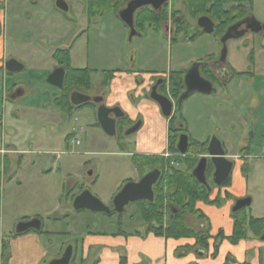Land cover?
<instances>
[{
    "label": "rangeland",
    "instance_id": "374dc122",
    "mask_svg": "<svg viewBox=\"0 0 264 264\" xmlns=\"http://www.w3.org/2000/svg\"><path fill=\"white\" fill-rule=\"evenodd\" d=\"M35 1V11L31 9L29 0L0 1V35H4V57L24 67L13 78L19 79L27 90L26 95L16 101L6 99L5 112L8 105H12L20 116L15 121L6 112L0 132L6 144L16 142L18 150L34 152L26 156L21 166L17 164V157L7 156L9 170L1 176L0 248L3 240L9 244L12 257L10 264H31L33 261L37 252V245L32 239L35 233H15L18 224L32 220L42 222L44 231L55 233L67 230V233L72 234V239L92 231L115 233L121 229L126 234L146 231V225L134 205L127 206L121 217L107 218L103 214L89 211L74 212L69 207L70 200L81 190H88L104 206L110 207L112 199L126 183L139 181L131 158L153 153L155 149L165 151L166 120L157 109L155 111L156 104L146 97L145 87H140L138 82H147L158 75L185 72L197 63V59L204 60L208 58L206 55L215 50L218 57L220 52L218 39L214 35L201 33L196 39L189 40L196 21H191L186 12L182 13L192 23V27L170 40L163 31L154 32L147 27L142 36L130 37L129 30L122 25L115 12L107 10L102 19L91 24L89 34L84 32L72 45L70 66L96 71L91 75L90 90L83 91L82 95L94 98L108 91L105 107L119 108L124 113L125 119L118 123L116 135L108 137L98 124V107L95 104L72 106L68 111L63 101L59 100L60 103L55 104L61 92L46 84L45 79L52 67L56 66L50 59V53L58 46H67L72 37L67 40V21L62 18H68L69 14L55 11L51 7L52 0ZM182 6L179 2L175 8L182 10ZM53 11L56 15L51 14ZM250 11L251 17L264 25V0H252ZM51 15H55L58 22L49 25ZM32 27L35 35L32 34ZM85 29L83 19L76 27V32L79 34ZM42 31L44 38L37 34ZM258 40L257 35L248 33L244 38L226 44V64L230 70L236 74L254 73V86L244 78L246 75L234 74L232 80L233 83L238 82V78L243 77V85L238 88L236 95L244 92L246 100L237 98L232 106H228L222 101L226 89L215 85L216 93H193L182 102V109L186 111L184 127L189 137L197 143H206L213 138L221 143L228 140L230 148L227 153L238 157L246 144L243 128L249 131L250 121L257 118L260 127L254 130L251 156H264V74H261L264 71H258L249 59L253 54L256 61L264 62V54L253 53L259 47L252 43ZM35 44L42 48L48 44L45 56L36 57ZM104 70H128L133 76L120 78L114 90H110L107 86H100ZM21 107L26 109L21 110ZM4 108L0 102V116ZM138 122H141L139 130L126 136L125 132ZM233 125L235 129L232 130ZM66 135L72 136V141L67 142V148L64 146ZM74 141H78L79 145ZM57 150L61 153L67 151V155H59L57 160L50 154L42 155ZM238 163H234L230 175L231 184L227 186L232 188V194H226L222 202L228 205L249 198L252 204L243 210L244 214L254 218L264 217V160L249 158L246 161L241 159ZM63 184V198L67 197L69 214L67 225H56L54 229H49V221L61 212L62 204L58 205V197L62 193L60 186ZM73 187L75 190L71 194ZM187 217L190 218L189 225L197 229L195 217ZM206 224L210 229L209 219ZM260 239L263 240V237ZM39 240L44 253L46 251L40 262L44 264L52 252L49 241L54 239L42 236ZM67 245H71L68 238ZM76 263L80 264L78 258ZM87 263L93 264V261ZM0 264L8 262L0 259Z\"/></svg>",
    "mask_w": 264,
    "mask_h": 264
},
{
    "label": "trees",
    "instance_id": "16d2710c",
    "mask_svg": "<svg viewBox=\"0 0 264 264\" xmlns=\"http://www.w3.org/2000/svg\"><path fill=\"white\" fill-rule=\"evenodd\" d=\"M96 2H100V6H96ZM179 2L182 3V10L176 9L175 5ZM252 0H174V3L169 6V11L154 12L150 8H144L139 11L135 17L136 27L143 29L147 26L154 32L160 31V26L163 21H171V25L176 33L187 32L192 24L187 21V17L182 12L190 17L191 21H197L200 17H208L214 24V31L212 35L218 39L219 48L221 50L220 38L224 35L226 30L236 24L237 22L251 17ZM124 6L123 0H90L89 7L92 11L96 8L106 12L107 10H113L117 13ZM186 15V16H187ZM202 30L195 26L194 37L200 35ZM257 46V45H256ZM253 53H256L255 50ZM54 57L63 63L67 69V51H58ZM59 57L61 59H59ZM253 63L254 56L251 54L249 58ZM218 60V58H216ZM200 75L211 81L217 82L216 77L211 69V60L206 58L199 61ZM71 75L65 78V90L61 96L60 101H67V85L78 86L79 88H90V74L88 70H70ZM239 75H252L254 73H234L233 76ZM110 72H107L103 84L107 85L106 81L110 79ZM169 95L177 104L178 112H181L182 103H178V99L185 91L183 83L182 72H173L170 74V83L168 85ZM57 100V103L59 102ZM69 105V104H68ZM88 105V104H86ZM85 106V105H83ZM72 105H69L71 109ZM173 120L169 124V133H173ZM72 136L67 137V142L71 140ZM174 145V142L169 141V146ZM192 147L196 148V144H192ZM201 151L205 152L204 145H200ZM172 149V148H171ZM241 154L244 156H251L250 146L241 150ZM159 157L151 156H133L131 158L132 165L138 172L143 175L150 170L152 166L156 167V164H161ZM21 159L19 158V163ZM184 164L187 167L185 170H180L171 167L169 170L161 167L162 176L153 188L154 199L152 203L142 202L138 203L137 210L142 222L146 225L145 233H152L157 237H164L166 239L180 240V239H193L196 247H200V250L204 253L208 247L209 237V225L206 224L204 216L196 209L198 203L206 205H213L217 201L210 199V193L199 185L195 179L191 176V170L196 163L195 158H186ZM5 171L8 170V161L4 160ZM229 182L226 184L228 185ZM1 191V183H0ZM75 197V196H74ZM72 197V198H74ZM169 207H174L177 211L176 214H170ZM166 209V211H165ZM167 214L166 224H164V215ZM187 216H194L198 220V228L194 229L189 225ZM232 218V234L229 237H225L221 232L214 238L213 253L211 258H215L218 254L219 246L223 241H228L232 245H236L240 241L248 239H260L264 237V217L253 218L244 214V211L231 214ZM200 222L202 224H200ZM199 226H202L199 227ZM2 260L7 261L10 258L9 244L3 240L2 245ZM190 247L189 249H191ZM187 249V248H186Z\"/></svg>",
    "mask_w": 264,
    "mask_h": 264
},
{
    "label": "crops",
    "instance_id": "0c3cea01",
    "mask_svg": "<svg viewBox=\"0 0 264 264\" xmlns=\"http://www.w3.org/2000/svg\"><path fill=\"white\" fill-rule=\"evenodd\" d=\"M0 1L5 2L6 0H0ZM54 2L55 0H52L51 2L52 3L51 7L53 8H54L53 6ZM49 3L50 2L48 1L47 5H49ZM29 5L31 6V9L33 11L37 10L35 9L37 8V4L35 0H31V1L29 0ZM46 11L49 12L48 10ZM54 13H55L54 11L51 12V14H54ZM55 15H51V22L48 23L49 25H52L58 22V18H56ZM15 17L17 16L15 15ZM62 18L65 19L64 17ZM0 29H1V16H0ZM34 33L35 32L33 31V27H32V34ZM37 34L39 35V37L44 38V31L38 32ZM3 36L0 35V70H1L0 72V98H1L0 102H1V106L4 108V104L6 102V95H8L10 92V86H8L9 87L8 89V87L3 84V79L5 75L4 74L5 71L3 70V65L7 61V59H5L4 57ZM259 41H260V47L258 49L255 48L256 53L264 54V37H261ZM47 45H44L43 48L36 45L35 47L36 57L46 55L45 51L47 50ZM64 45L65 44L58 46V48L54 49V51L55 50L66 51L67 46H64ZM54 51L50 53V59L52 61H53ZM217 53H218L217 50H215L213 51V53L208 54V56L206 55V57H209L210 60L212 61L211 64H213V62H217L216 61V58H218L216 56ZM200 60L202 59H199V60L197 59V61H200ZM251 65L256 67L258 71L260 70H262V72L264 71V62L256 61L255 57ZM21 67H22L21 70H23L24 67L23 66ZM215 69L216 68L214 67L213 70ZM21 70L17 72H20ZM124 71L125 70H119V72H115L114 77L111 80V82L105 86L109 87L110 90H114V87L118 85L120 78L122 77L130 78L131 76H133L132 73L127 74ZM103 72H112V71L104 70ZM231 73L233 72L230 70V67H228V65H225L224 72H222V74L224 76L223 79H225L226 85L222 88L226 89V92L224 93L225 98L224 99L222 98V101L224 102V104L228 106H232L237 100V98L246 100L244 92L243 93L240 92L238 96L236 95V92L239 91L238 88L243 85V81H244L242 79L243 77L238 78V82L233 83L232 81L233 77L231 76ZM261 74H264V73H261ZM244 78L248 79V81L253 86L255 85L253 75H246V77ZM141 87H143V85ZM19 89H21V93L17 98H22L26 95L27 90L25 92L22 88H19ZM108 93H109L108 91H105V95L103 99L104 102L106 101V97L108 96ZM213 93H216V92H212L211 94ZM59 98H61V96ZM59 98L57 100H59ZM57 100L55 101V104H57ZM62 101L67 106V101L66 100H62ZM8 106L9 108L6 111L8 115L9 116L12 115L15 121L19 119L20 115L18 114L19 113L18 110L12 108L13 107L12 105H8ZM111 106L112 105H110V107ZM155 107H156L155 111L156 109L158 110V107L157 106ZM24 108L25 107H21L20 109L23 110ZM30 109H33V107H31ZM6 112L4 108L2 111V116H0V130L4 126V119L6 118ZM185 115H186V111L184 112V109H183V116ZM256 120L257 118H254L250 121L249 131L248 129L243 128L244 139L246 140V144L244 148H246L247 146H250L251 154L253 153L252 149L254 148V145H253L254 135H255L254 130L255 128L260 127V125L258 124ZM230 123L232 124L233 122L230 121ZM253 126H254V129H253ZM233 129H235L234 125L232 127V130ZM166 131H167V126H166ZM66 137L67 135L64 138V146L67 148L66 141H65L67 140ZM3 138H4L3 134L0 132V139H1L0 157H3V154H5V152H8L7 146L9 144H6ZM71 141H72V138H71ZM193 141L196 142V140H193ZM15 144L17 143L15 142ZM221 144L223 145V148L225 150L226 157L233 160V162L237 165L239 164L238 161H240L241 159L247 160L249 158H252L254 160H264V156L262 157L247 156L246 157L243 154H241V151H240V156L238 157L236 155L231 156L227 153L228 148H230L229 141L228 140L224 141V143L222 142ZM240 144L243 145V143H240ZM161 152L163 151H158V149H155L153 153H148V154H159ZM50 155L52 157H55V160H57L59 155H67V151H64L63 153H61L57 150V151L52 152V154ZM14 157L20 158L21 164L23 160L26 158V156H14ZM240 157H243V158H240ZM237 171H239L238 166H237ZM230 184H231V181H230ZM64 188H65V184L60 186L62 193L58 197L59 198L58 204L59 202H61V200H63V193L65 192ZM231 189H232L231 187L229 188L226 187V189L223 188L221 189V191H214L210 199L212 200L213 197L215 196H218L222 199L223 193L225 195L232 194ZM72 190H75V187H73L70 190L71 194L73 193ZM263 195H264V191H263ZM237 196L239 197L240 195H237ZM233 204L234 203H229L228 205H224L223 202L221 201L220 205H206L203 203H198L196 205V208L199 209L209 219V223H210V229H209L210 239L208 240V247L206 248V250L204 251L202 255L197 254L196 250H192L188 248L194 245L193 239L172 240V239H166L164 237H157L153 235L152 233L147 234L145 233V231L141 233L135 232L132 234H126L124 231L119 229L115 233H99V232L92 231V232H87L85 234L83 233V235H80V237L77 238V240L79 241L82 240L84 244V248H85L83 254L79 256L81 258L80 264H83L84 262L87 263L90 260L93 261V264H264L263 262L264 261V241H260L259 239H252V238L248 240L240 241L236 245H232L228 241H223L219 246L217 256L215 258H211V255L213 253L214 238L218 235V233L221 232L225 237H229L232 234L233 226H232V218H231V214H232L231 208ZM251 204H252V200H251ZM54 234L56 235V232ZM39 238L40 237L35 234L32 236V239L35 241V244L37 245V252L33 256V261L31 262V264H40L41 259L46 253V251L45 253L43 251L44 248L42 247ZM11 260H12V257H11V252H10V258L7 261L8 264H10Z\"/></svg>",
    "mask_w": 264,
    "mask_h": 264
},
{
    "label": "flooded vegetation",
    "instance_id": "af4514ba",
    "mask_svg": "<svg viewBox=\"0 0 264 264\" xmlns=\"http://www.w3.org/2000/svg\"><path fill=\"white\" fill-rule=\"evenodd\" d=\"M57 0H55V2L53 3L54 5V9L55 11L61 13V14H69V16H67L68 18H66L64 16V20L67 21V40L70 36L71 39L67 45V69L65 67V65L63 63H60L59 60H57L54 55L55 53H57L58 51H63V50H55L54 51V54H53V61L55 62V67H52V71L48 73L47 77L55 70V69H64L65 71V77H64V82H63V88L62 89H58L60 90V92L63 94V91L65 90V78H66V75H67V78L71 75L70 73V70L73 69V70H79V69H74V68H71L70 66V61H71V52H72V45L74 43H76L81 37H82V34L84 32H90V28H91V24L94 22V21H99L100 19L103 18V16L105 15V12L101 9L98 10V8H96V10L92 11L89 7V2L90 0H63L66 5H67V12H61L59 11L56 7H55V3H56ZM124 1V6L123 8H121L116 14V17H118V19L120 20L119 18V12L124 9L127 5L128 2L132 1V0H123ZM34 3V2H33ZM174 3V0H169V2L167 4H165L159 11H154V12H166L168 11V13H170L169 11V6L171 4ZM100 2H96V6H100ZM145 8H149V7H145ZM166 8V9H165ZM144 8H141L139 9L138 11L135 12L134 14V19H133V30H134V34L132 36H142L143 33H144V30H145V27H143V29H140L138 27H136V24H135V17L137 15V13L141 10H143ZM205 17V16H203ZM71 18V19H70ZM208 18V17H207ZM249 18V17H248ZM85 21V26H86V29L85 31H81L79 34L78 32H76V27H78L79 23H81L82 21ZM199 19V18H198ZM246 19V18H245ZM244 20V19H243ZM242 21V20H241ZM120 22L122 23V25L124 27H126L128 30H129V33H130V37L131 36V30L120 20ZM197 22V21H196ZM240 22V21H239ZM197 27V24L195 25ZM149 28V27H147ZM199 28V27H198ZM245 28V25L241 27V30ZM200 29V28H199ZM201 30V29H200ZM160 31H163L164 33H166L168 35V37L170 38V40H174V37L178 34L175 32V30L173 29L172 25H171V21L169 20H165L162 22L161 26H160ZM203 32V31H202ZM250 33V32H248ZM247 33V34H248ZM72 34V35H71ZM203 34H205L203 32ZM246 34V35H247ZM252 34V33H251ZM195 35V27H194V31L193 33L189 36V40H193V39H196V37H194ZM212 35V34H211ZM254 35H257L258 38L260 39L261 37H264V32H261V33H258V34H254ZM244 38V37H242ZM72 43V44H71ZM254 45H257L258 47H260V41L258 40L257 42H254L253 43ZM263 49V47H262ZM261 49V50H262ZM219 58V56H218ZM59 59H61L59 57ZM8 61H14L12 59H9L7 60L4 65H3V70L5 71L4 72V79H3V84L6 85L7 87L10 86V92L8 95H6V99L8 101H16L17 99L19 98H15V99H11L13 96L15 95H20L21 93V89L19 88H22L25 92H26V89H24V87L22 86V82L19 80V79H14L13 78V75L16 74L17 72H8L6 69H5V64L8 62ZM217 61V60H216ZM16 62V61H15ZM17 63V62H16ZM197 63L201 64L199 61H197ZM212 63V62H211ZM217 65V62H213V64H211V69L213 70V68L215 67L216 69L213 70V73L216 77V80L217 82L215 83H212V86L214 88V91L213 92H216V89H215V85H217L219 88H222L226 85V82H225V79L222 72H224V68H225V65H227L226 63L222 66ZM18 64V63H17ZM215 65V66H214ZM80 70H88L89 71V74H90V77L92 74L96 73V71L94 70H91V69H80ZM199 70H200V67H199ZM115 72H119V70H114V72H110V79L108 81H106L107 83L106 84H109L111 82V80L113 79L114 77V73ZM124 72H126L127 74H131L132 72L131 71H128V70H125ZM186 72V71H185ZM185 72H182L183 73V79H184V75H185ZM200 72V71H199ZM107 72H103L102 74V81H101V84L100 86H105L103 84V81H104V78L106 76ZM171 74V73H170ZM170 74L169 75H166V76H163V75H158V76H155L153 77L151 80H148L147 82H144V81H140L138 82L140 85V87L143 85V87H145V92H146V97L152 101L150 99V94L152 92V90H155L156 94L160 95V96H163V97H166L167 99H169L172 103H173V108H172V112H171V115L169 118H165L162 114H161V111L159 109V106L153 102L154 104H156V106L158 107V110L160 112V114L165 118L166 120V124H167V131H166V149L165 151L163 150V152L159 153V154H146V155H136V156H151V157H159L161 158L159 161H161V164H156L154 166H152V168L150 170H147V172L143 175H141L138 170L136 169L138 175H139V180L144 176L146 175L147 173L153 171V170H158L160 172V176H159V179L158 181L156 182V184L152 187V191H153V188L157 185V183L159 182L161 176H162V173H161V167L164 166L165 169L169 170L171 167H174V168H177V169H180V170H185L187 167L185 166V162L184 160L186 158H195L196 159V163L194 165V167L192 168L191 170V176L195 179V181L203 186L208 193H210V197L212 196V194L214 193V191H221V189L229 186L230 184V175H231V172H230V175L227 179V181L221 185V186H216L213 182V173H214V167L212 165V163L210 162V158L207 157L209 156L208 155V152H207V148L209 146V143L210 141H207L206 143H197L195 141H193V139L191 137H189L188 135V131L186 129V127H184V124H183V121H185L184 119V116H183V109H181V112H178V109H177V104L175 103V101L170 97L169 95V88H168V85L170 83ZM231 76H233V73H231ZM10 77V78H9ZM47 77L45 79V83H47ZM202 77V76H201ZM203 78V77H202ZM10 81V82H9ZM209 81V80H208ZM9 82V83H8ZM144 82V84H143ZM49 85V84H48ZM50 86V85H49ZM52 87V86H51ZM54 88V87H53ZM9 89V87H8ZM80 89V90H79ZM103 90V88H101ZM90 88L87 90V89H84V88H79L78 86H68L67 85V111L70 109L69 108V105H71L70 103V96L73 94V93H79V94H82L83 91H89ZM183 94V93H182ZM104 95H105V92H102L101 95H98L97 97H102V99H104ZM62 96V95H61ZM61 98H59L60 100ZM179 100V99H178ZM183 102V101H182ZM69 104V105H68ZM87 104H92V102L90 103H87ZM95 104V103H93ZM86 105V104H84ZM97 107H99L100 105H104V101H102L101 104H95ZM83 106V105H82ZM105 106V105H104ZM80 107V106H78ZM107 108V107H106ZM98 109V108H97ZM108 109H113V108H108ZM97 113V112H96ZM123 113V112H122ZM178 114V118H176V115ZM183 116V117H182ZM110 118H114L113 114H110L109 115ZM173 117V118H172ZM124 113H123V117L119 118V119H116V126H115V135H116V127L118 125V123L122 120H124ZM173 120V133H169V124L170 122ZM134 126V125H133ZM132 127V126H131ZM130 127V128H131ZM141 127V126H140ZM114 137V136H113ZM184 137H186V152L185 153H180L179 150H178V144H179V141L180 139H183ZM67 139V137H66ZM173 141L174 142V145L172 146H169V141ZM66 141V145H67V140ZM196 144V148L192 147V144ZM221 143V142H220ZM200 145H204V149H205V152H202L201 151V147ZM222 148H223V145L221 144ZM10 148V149H9ZM172 148V149H171ZM7 149H8V152H5V154H3V157H0V183H1V176L2 174H5L8 172L9 170V162H8V170L5 171V167H4V160L7 159V156H27L29 154H33L32 151H26V150H18L17 147L13 144H9L7 146ZM224 150V148H223ZM225 152V150H224ZM47 154H52V152H44L42 153V155H47ZM225 157H226V153H225ZM247 157V156H246ZM201 158H207V162H206V168H205V172H204V176H205V182L206 184L205 185H202L200 184L196 178L193 176V171L195 169V167L197 166L199 160ZM228 161L232 162V169H233V166H234V162L233 160L229 159L228 157H226ZM8 161V159H7ZM246 161V160H245ZM17 164L18 166H20L21 162L19 163V158L17 157ZM227 182L228 185L226 184ZM137 183V182H136ZM84 191V190H81L79 192V194ZM78 194V195H79ZM76 195V196H78ZM67 196V195H66ZM75 196V197H76ZM74 197V198H75ZM223 197H226L225 194ZM74 198H71L70 200V203H69V207L74 211V212H77V213H80L82 211H75L72 207V203H73V199ZM153 199H154V193H153ZM223 199V198H222ZM222 199L218 196H215L213 197L212 200H216L217 202L213 205H220L221 204V201ZM242 200V199H240ZM238 201V200H236ZM236 201L234 202L232 208L234 207ZM142 202H147V203H152V202H148V201H142ZM141 201H138V202H135V203H130L128 204L127 206L129 205H134L137 209V205L138 203H142ZM61 212L56 215L53 219H51L49 221V226L51 228L49 229H54L56 225H61V224H65L67 225V219L69 217V214L67 213V197L63 200H61V202H59L58 205H61ZM125 206L123 208V211L121 213H118L115 211V208H114V205H113V199H112V205L110 207H107V211L106 212H101L99 214H103L105 217L107 218H112L113 216H118V217H121L122 214L124 213L125 211V208L127 207ZM106 207V206H105ZM66 208V209H65ZM248 208V207H247ZM197 209V208H196ZM245 209V208H244ZM244 209H241L240 211L244 210ZM203 216H204V219L206 222H208V219L207 217L199 210L197 209ZM138 211V210H137ZM166 211V209H165ZM169 211H170V214H176L177 211L175 210L174 207H169ZM239 212V211H238ZM233 214V212H231ZM237 213V212H235ZM166 218H168L167 214L165 213L164 215V224H166ZM133 218H131L132 220ZM189 217H187V221L189 222ZM33 221V220H32ZM133 221V220H132ZM40 222V221H39ZM197 223L198 220L195 218L194 219V223ZM200 224H202L200 222ZM202 228V226H199ZM34 232L35 235L39 236V237H42V236H46L47 238H50V239H54L53 241H49L50 243V246L52 248V252H51V255H50V259L45 261L44 264H49L51 261H54V260H59L63 257L65 251L67 250V248L71 247V259H70V262L69 264H76V259L78 258L79 259V263L81 262V258L79 257L81 254H83L85 248H84V244H83V241L82 240H77V238H71V233H67V230L64 231V232H56V235L54 234V232H49V231H44V228H43V224L42 222H40V228L39 230H34V229H30L29 231L25 232V233H28V232ZM24 234V233H22ZM17 235H21V234H17ZM67 238L70 239V243L71 245L68 246L67 245ZM57 240V241H56ZM261 240V239H259ZM263 240H264V237H263ZM261 240V241H263ZM79 242V243H78ZM2 245V244H1ZM194 245H195V241H194ZM191 246L192 250H196L197 254H200L203 252L200 250V247H196V246ZM190 248V247H188ZM2 248H0V259L2 260Z\"/></svg>",
    "mask_w": 264,
    "mask_h": 264
},
{
    "label": "water",
    "instance_id": "95a60500",
    "mask_svg": "<svg viewBox=\"0 0 264 264\" xmlns=\"http://www.w3.org/2000/svg\"><path fill=\"white\" fill-rule=\"evenodd\" d=\"M169 0H132L127 3L126 7L119 12L120 20L131 30V36L134 34L133 30V19L134 14L141 8L149 7L154 11H159ZM55 7L61 12H67V5L63 0H57ZM197 27H199L205 34L211 35L214 31V24L207 17H200L197 22ZM245 25V28L241 30V27ZM248 32L252 34H258L264 32V25L260 24L253 17L246 18L240 22H237L233 26L229 27L224 35L220 38L221 50L219 52V58L217 60V66L224 65L226 63L227 49L226 44L231 40H238L244 37ZM199 63L193 64L184 75L183 83L185 91L180 96L178 103H182L186 98H188L193 93H198L202 95H209L214 91L212 83L201 77L199 72ZM5 69L8 72H17L22 69V67L15 61H8L5 64ZM65 77L64 69H55L48 77L47 83L57 89L63 88V82ZM19 95L13 96L11 99L17 98ZM150 99L155 102L161 111V114L165 118H169L172 112L173 103L166 97L156 94L155 90H152L150 94ZM103 101L102 97L90 98L88 96L73 93L70 96V103L74 107H78L87 103L101 104ZM113 114L114 118H110L109 115ZM97 121L103 131V133L108 137L115 136V126L116 119L123 117V113L119 108L108 109L104 105H100L97 109ZM141 126V122H138L126 132V136H130L136 133ZM178 150L180 153L186 152V137L180 139L178 144ZM210 162L214 167L213 182L216 186L223 185L232 170V162L228 161L225 157V152L221 146L218 139L213 138L207 148ZM207 158H201L193 171V176L196 180L205 185V168H206ZM160 176L158 170H153L146 175H144L137 183H126L120 191L113 198V205L115 211L121 213L123 208L130 203H135L138 201H153V191L152 187L156 184ZM251 200L245 198L236 201L232 212H238L241 209L249 207ZM72 207L75 211H89L92 213L106 212L107 207H105L96 197L91 195L88 190L82 191L78 196L73 199ZM40 222L39 220H33L26 223H20L16 226L15 233L22 234L30 229L39 230ZM202 255V253H200ZM71 259V247L67 248L63 257L59 260L51 261L49 264H69Z\"/></svg>",
    "mask_w": 264,
    "mask_h": 264
},
{
    "label": "built area",
    "instance_id": "2783aa9c",
    "mask_svg": "<svg viewBox=\"0 0 264 264\" xmlns=\"http://www.w3.org/2000/svg\"><path fill=\"white\" fill-rule=\"evenodd\" d=\"M75 144H76V145H78V144H79V142H78V141H75Z\"/></svg>",
    "mask_w": 264,
    "mask_h": 264
},
{
    "label": "bare ground",
    "instance_id": "6f19581e",
    "mask_svg": "<svg viewBox=\"0 0 264 264\" xmlns=\"http://www.w3.org/2000/svg\"><path fill=\"white\" fill-rule=\"evenodd\" d=\"M166 9V8H165ZM198 28V27H197ZM201 68V67H200ZM183 74V73H182ZM80 90V89H79ZM173 118V117H172ZM142 202V201H141Z\"/></svg>",
    "mask_w": 264,
    "mask_h": 264
}]
</instances>
